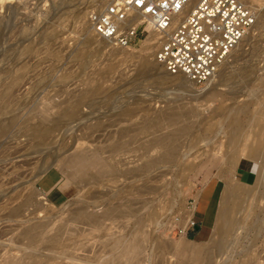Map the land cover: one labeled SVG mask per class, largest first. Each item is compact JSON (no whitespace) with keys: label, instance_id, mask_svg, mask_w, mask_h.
<instances>
[{"label":"rangeland","instance_id":"obj_1","mask_svg":"<svg viewBox=\"0 0 264 264\" xmlns=\"http://www.w3.org/2000/svg\"><path fill=\"white\" fill-rule=\"evenodd\" d=\"M255 1L257 23L225 80L218 90L196 83L199 93L158 64L150 32L131 48L92 32L89 10L107 0H0V264H264V169L251 166L237 192L234 232L214 233L232 183L245 180L228 159L229 110L250 102L238 115L241 159L264 139ZM50 167L75 184L62 203L38 185ZM204 226L205 238L187 231Z\"/></svg>","mask_w":264,"mask_h":264},{"label":"built area","instance_id":"obj_2","mask_svg":"<svg viewBox=\"0 0 264 264\" xmlns=\"http://www.w3.org/2000/svg\"><path fill=\"white\" fill-rule=\"evenodd\" d=\"M107 0L89 10L96 33L117 46H133L148 33L161 32L157 59L174 74L200 84L214 74L256 21L243 0ZM195 224V220H191Z\"/></svg>","mask_w":264,"mask_h":264},{"label":"bare ground","instance_id":"obj_3","mask_svg":"<svg viewBox=\"0 0 264 264\" xmlns=\"http://www.w3.org/2000/svg\"><path fill=\"white\" fill-rule=\"evenodd\" d=\"M198 0H191L189 3H188V5L186 6V8H185V12H188L194 5H195V3L197 2ZM245 3H247L248 5H250L251 7H253L255 10H256V13H257V6H256V3H252V2H250V0H243ZM255 1V0H254ZM256 2V1H255ZM89 20V19H88ZM89 23H90V21H89ZM257 23V18H256V21H255V23L253 24V26H252V28L255 26V24ZM91 24V23H90ZM148 25H150L151 26V24L150 23H148L147 25H146V28H147V26ZM91 26H92V24H91ZM92 28H93V26H92ZM252 28H251V30H252ZM251 30L246 34V35H244V37L238 42V44L235 46V48L233 49V51H232V53L220 64V66H219V69L214 73V74H212V76L206 81V83L207 82H210V84H211V87L210 88H213V90H218L219 88H217V86L222 82V81H224L225 80V77L223 78V76H225V73L226 72H224V69H225V65H227L228 63H229V60H230V58H231V56L233 55V53L236 51V49L237 48H239V46L241 45V44H243V42L245 41V40H247V39H249L250 37H249V34H250V32H251ZM92 32H94V34L99 38V39H101V40H104V41H106V42H108L110 45H111V47H115V48H131L132 46H117V45H114L109 39H107V38H103V37H100L97 33H96V31L94 30V28H93V31ZM150 32V33H149ZM148 33H149V35L147 36V38H146V41H151L153 38H158V43L160 44V41H161V36H162V34H161V32H159V31H157V30H155L152 26H151V28L148 30ZM147 33V34H148ZM143 39V38H142ZM141 39V40H142ZM159 47V46H158ZM158 49V48H157ZM157 51V50H156ZM155 58H156V60H157V62H158V64L167 72V73H169L171 76H173V75H175V77H177V76H182V77H184V78H186V79H188V80H190L191 82H192V86L194 87V91L196 90V92H199L200 93V90H198V88H195V84L196 83H198V82H196L195 80H192L191 78H189L187 75H185V74H182V73H177V74H174V73H171V72H169L167 69H166V67H165V65L162 63V62H160L158 59H157V56H156V52H155ZM174 77V76H173ZM220 77H222V80H221V78ZM202 91V90H201ZM204 92V91H203ZM212 92H214V91H212ZM216 92V91H215ZM220 94V93H219ZM250 102H248V103H244V104H242V105H240V106H237L236 108H232L231 110H229L230 111V115H231V118H233V119H236L237 120V122L235 121V123L233 124V126H230V130H229V128H228V130H229V135H228V137H229V143L228 144H230L229 145V147H231V150H229L230 152H229V154H228V159L233 163V173L232 174H234V177H237V175H236V170H237V165L236 164H239V163H243V165H244V167H243V169H245L246 171L248 170V169H250L251 168V166H254V168L256 169V171H257V176H260V175H262L263 174V169H264V155H263V153H264V139H262V140H258V142L256 143V144H249L250 146L248 147V150L246 151V156L245 157H247V160L248 161H250V162H246V161H243L244 160V158L243 159H241L242 158V156H241V153H239L240 152V149H241V147H240V138H241V136H242V133H243V131H242V128H241V124L239 123V114L243 111V112H247V113H249V110H251L250 109V107H249V104ZM238 104V103H237ZM241 104V103H240ZM255 105V104H254ZM263 105V104H262ZM262 108V107H261ZM258 110H259V108H258ZM260 112H258L257 114L256 113H254L255 114V116L257 117V118H259L262 114H264V105H263V109H261V110H259ZM180 112V111H179ZM253 112V111H252ZM255 116H253V118H256ZM250 117V116H249ZM242 120V119H241ZM258 120V119H257ZM260 120V119H259ZM258 120V121H259ZM257 121V122H258ZM258 125V124H257ZM256 125V126H257ZM261 127V126H260ZM190 128V127H189ZM256 128V127H255ZM262 129H264V122L262 123ZM261 130V129H260ZM228 132V131H227ZM259 132V131H258ZM84 134V133H83ZM259 139V138H258ZM242 140V139H241ZM225 142V141H224ZM145 144V143H144ZM174 144V143H173ZM172 144V145H173ZM164 147V146H163ZM240 147V148H239ZM247 147V146H246ZM245 147V148H246ZM159 148V147H158ZM223 149V148H222ZM228 150V149H227ZM245 151V150H244ZM263 152V153H262ZM147 153V152H146ZM163 157H165V159H166V162H170V163H173V160L175 161V160H178L179 158L177 157V159H175L176 158V156H175V154L171 151V147L169 146V145H167L166 146V148L164 149V151H163ZM226 154H227V152H226ZM151 156V155H150ZM154 156V155H153ZM159 157V156H158ZM156 158V157H155ZM148 159V158H147ZM74 160L76 161V162H80L81 161V165H83L84 167H86L87 166V164L86 163H83V161H82V158H81V156H80V154H77L75 157H74ZM149 160V159H148ZM161 160V159H160ZM163 160V159H162ZM113 161V160H112ZM169 163V164H170ZM245 164H247L248 166H247V168H246V166H245ZM153 165H155V163H154V158L153 159H150L149 161H148V163L146 164V165H144V166H146V167H152ZM113 166H114V164H113ZM106 167V166H105ZM116 169V168H115ZM147 169V168H146ZM151 169V168H150ZM169 172V171H168ZM167 172V173H168ZM121 173V172H120ZM180 176V175H179ZM231 177V176H230ZM85 179V178H84ZM235 180V179H234ZM237 181L235 182V183H232V190H231V192H230V195H229V197H228V199H227V204H226V206H225V208L223 209V210H221V211H219L218 212V214H217V219H216V221H217V225L215 224V228H216V230L214 231V233L217 231L219 234L220 233H223V232H225V230H226V228L228 229V228H230V227H233V229L231 230V232H234V229L236 228L235 227V223H236V219H235V216H234V210L236 209V208H238L239 207V203H240V196L238 197V194H237V192H238V190H240V189H246V187H245V184L247 183V181L246 180H241V179H239L238 177H237V179H236ZM233 181V180H232ZM261 185V184H260ZM260 188V187H259ZM94 193V192H93ZM255 195V194H254ZM253 195V196H254ZM259 195V194H258ZM90 197V196H89ZM246 198V197H245ZM254 198H255V196H254ZM246 201V200H245ZM129 203V202H128ZM133 203V202H132ZM242 203V202H241ZM241 203H240V205H241ZM194 207V206H193ZM195 208H196V206L194 207V209L192 210V212L194 213V211H195ZM123 209V208H122ZM14 211V210H13ZM237 211V210H236ZM16 212V211H15ZM127 212V211H126ZM238 212V211H237ZM193 213H192V215H193ZM11 214H13V213H11ZM89 214V213H88ZM191 215V216H192ZM98 217V216H97ZM240 217V216H239ZM39 225V224H38ZM56 230V229H55ZM58 233H60V232H58ZM58 233L56 232V231H52L51 233H49L48 235H47V237H45V239L47 238V240L48 239H55V238H57L58 236ZM217 233V234H218ZM45 234V233H44ZM135 234H137V232L135 233ZM60 235V234H59ZM216 235V234H215ZM35 239V238H34ZM33 239V240H34ZM44 239V240H45ZM32 241V240H31ZM36 241H38V240H35L34 241V243H36ZM50 242V241H49ZM118 242V241H117ZM119 243V242H118ZM141 251V250H140ZM126 253V252H125ZM223 253V252H222ZM243 263V262H242ZM235 264V263H234ZM245 264V263H244Z\"/></svg>","mask_w":264,"mask_h":264},{"label":"crops","instance_id":"obj_4","mask_svg":"<svg viewBox=\"0 0 264 264\" xmlns=\"http://www.w3.org/2000/svg\"><path fill=\"white\" fill-rule=\"evenodd\" d=\"M245 166L247 168L248 165L245 164ZM239 169H240V174L242 178H244L247 181L250 180L251 175H253L252 174L253 170L250 168L246 171L245 169L241 167ZM38 185L56 203L64 202L70 196H72L75 191V184L73 183V181L70 180L66 175H64V173L60 169L56 167L48 168L38 178ZM210 198L212 199L213 195H211ZM197 215H199V213L198 212L196 213L195 211L194 216H197ZM187 231L190 235H193V236L197 235L198 237H201V238H205L209 234V229L207 228V226H204L203 228L194 229V230L193 228H188Z\"/></svg>","mask_w":264,"mask_h":264}]
</instances>
